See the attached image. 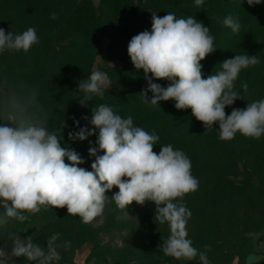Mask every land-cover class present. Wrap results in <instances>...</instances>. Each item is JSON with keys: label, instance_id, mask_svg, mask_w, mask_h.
Listing matches in <instances>:
<instances>
[{"label": "rangeland", "instance_id": "rangeland-1", "mask_svg": "<svg viewBox=\"0 0 264 264\" xmlns=\"http://www.w3.org/2000/svg\"><path fill=\"white\" fill-rule=\"evenodd\" d=\"M1 1L4 6L0 10V28L6 34H21L33 27L39 43L32 46L31 53L30 50L0 52V115L4 114L6 108L19 106L24 107L29 115L45 119L48 130L61 136V146L67 149L76 147L79 151L77 153L85 160L80 167L91 171V163L95 158L89 156L81 141L70 140L68 137L70 131H75L53 127L60 111L68 109L62 100L73 94L70 92L72 86L81 80H87L91 72L97 69L106 72L111 79L112 85L106 91L115 90L119 94L131 95L138 86L147 87L143 70L137 71L131 63L127 53L128 43L140 32L151 30L153 13L163 17L170 12L177 18H187L184 11L180 10V0H134L133 6L137 11L142 12L144 9L145 13L142 15L124 13L125 6L131 5L130 0H89L78 21H73L71 26L64 25L67 26L64 28L61 24H66V9L71 8L75 0H53L52 13H56L57 19L49 20H36L31 14L34 7L27 0ZM81 1L84 0H77ZM221 1L224 0H219V4L210 10H190L191 16L209 27V34L214 37L216 51L201 61L204 78L209 74H216L221 70L220 64L235 55H256L260 59L258 65L241 70L234 82L233 90L239 92L242 98L225 108L226 114L230 115L233 108L244 109L248 103L264 99V13L260 20L254 17L244 23L238 12L241 0H230L231 8L221 21L220 13L224 6ZM257 6L264 9V0L253 8ZM249 12L247 10L242 14L247 15ZM94 14H102L103 17L98 32L91 28L93 19L90 17ZM229 15L238 19L240 24L236 33L223 24L224 18ZM129 17H132L131 22L126 20ZM219 22L223 26L221 33L217 34L211 26ZM76 24L79 26L73 27ZM100 57L105 62H111L114 67L103 63ZM15 73H20V79L13 83ZM169 83L167 80H159L158 84L167 87ZM244 84H247V89L243 87ZM50 85L54 86L51 96L45 93ZM76 97L79 103L82 96L78 90L73 94V98ZM129 102L130 100L125 101L123 105H128ZM164 102L172 106V111H176L171 114V126L167 131H159L160 127H157L165 124L154 119L156 116L163 117L164 114L157 109L147 114L128 115L127 112L124 118L131 116L134 126L138 125L149 134L154 132L158 135L159 140L153 148L157 153L161 147L171 144L174 150L183 151L191 164L196 166L200 165L197 160L199 158L216 165L232 167L230 158L218 156L216 148L212 146L213 142L211 143L214 133L202 128V122L192 116L191 109L177 110L175 101ZM113 108L118 109L116 104ZM121 111H125V107L118 109L119 115ZM142 117L154 119V122L148 126L140 124ZM217 144L220 142L217 141ZM221 186L223 185L218 186L216 181L199 183L189 201L183 203L191 212L186 225L187 238L192 240V246L199 252L206 253L209 264H264V217L245 208L233 207L232 201L220 208L213 207L212 200L217 197L218 187ZM117 191L114 187L107 195L111 197ZM155 207L153 202H146L143 206L133 202L124 211L116 208L112 202L106 205L102 216L88 224L83 223L79 216H69L65 208H41L35 214L25 213L28 219L24 222L10 220L7 224L0 225V247H5V251L10 252V239L31 236L33 242L40 244L46 251L47 239L59 233L57 243L70 241L71 246L57 249L60 260L54 264H201L199 256L192 261L176 260L165 256L158 249L163 240L169 237L170 228L167 222L160 224L155 220ZM3 211L0 208V213ZM125 220L132 224L128 227L121 225ZM113 221L114 225L111 224ZM91 229L95 231L94 238L88 234ZM8 264L35 262H29L25 257H14Z\"/></svg>", "mask_w": 264, "mask_h": 264}, {"label": "clouds", "instance_id": "clouds-1", "mask_svg": "<svg viewBox=\"0 0 264 264\" xmlns=\"http://www.w3.org/2000/svg\"><path fill=\"white\" fill-rule=\"evenodd\" d=\"M261 2L247 0L249 6ZM203 3L195 0L197 6ZM51 18L57 19L56 13ZM223 24L234 33L240 29L238 19L231 15ZM38 43L33 27L21 34H6L0 28V52H28ZM215 51L209 27L194 16L177 18L170 12L163 17L153 13L151 30L133 36L127 46L131 63L137 71L143 70L147 81V88L140 93L145 103L155 106L173 100L177 110L191 109L206 130L218 124L221 140H231L237 132L259 139L264 135V99L248 103L244 109L233 108L230 115L225 108L242 98L233 90L241 70L258 65L260 59L256 55H235L224 60L216 74L204 78L201 61ZM102 62L114 67L111 62ZM153 79L170 83L162 87ZM111 85L106 72L93 70L87 80L78 83V90L84 93L80 105L88 106L93 96L103 98ZM243 87L247 89V84ZM91 111L90 120L84 117L91 129L80 127L74 120L79 130L68 133L70 140L84 141L98 130V147L88 149L89 156L95 158L91 171L80 167L85 160L75 150L61 146V136L48 130L45 119L29 115L19 106L6 108L0 115V208L4 209L0 225L10 220L24 222L28 219L25 213L35 214L41 208H66L69 216H79L88 224L102 216L109 203L126 211L133 202L141 206L153 202L155 220L167 222L170 228L169 237L158 249L176 260L192 261L199 256L201 264H209L206 253L199 252L187 238L190 210L175 202L198 188L187 155L171 144L155 152L158 135L134 126L131 116L122 118L108 105L100 104ZM114 187L118 191L109 197L107 193ZM59 236L55 233L47 239L46 251L31 236L10 239V252L0 247V264H8L14 257L54 264L60 260L57 249L71 246L70 241L58 244Z\"/></svg>", "mask_w": 264, "mask_h": 264}, {"label": "trees", "instance_id": "trees-1", "mask_svg": "<svg viewBox=\"0 0 264 264\" xmlns=\"http://www.w3.org/2000/svg\"><path fill=\"white\" fill-rule=\"evenodd\" d=\"M27 1L31 6L34 7V11H31V14L36 20H40L41 18L49 20V18H51V3H53V0ZM87 1L89 0H84L81 2H77V0H75V2L72 4V7L66 9V24H61L63 28L67 27L64 25L71 26L73 21H78V19L80 18L79 16L83 13L82 9H84L85 3ZM130 1L131 5L125 6L124 13H133L136 15H142L145 13L144 9L142 12L137 11V9L133 6L134 0ZM218 1L219 0H208L207 2H204L202 6H197L195 4V0H180L178 3L182 6V8L179 7L180 10L184 11V14L186 15V17H188L192 15L190 10H194L195 12H201L203 9L210 10L219 4ZM221 2L224 5L222 8V12L220 13L222 21L224 15L228 13V10H230L232 3L230 0H224ZM3 6L4 3L1 1L0 10L3 9ZM260 8L261 7L258 6L253 8V6L248 5L247 0H241L240 9L238 11L242 16L240 20L244 23L251 21L254 17L260 20L262 14L264 13V9ZM247 10L250 11L249 13H247V15L242 14ZM90 19H93L91 28L95 29V32H98L101 28L100 26L102 25V14H94L92 15V17H90ZM126 20L131 22L132 17L126 18ZM76 26H79V24L73 25V27L75 28ZM222 26L223 25L219 22L216 25H212L211 29L218 34L221 33ZM32 50L33 49L31 48L29 52L31 53ZM28 57H30V55L26 56V59ZM92 61L93 59L90 60V63H92ZM14 75L15 76L13 79V83H16L20 79V73H15ZM153 82L159 83V80L153 79ZM53 87L54 86L51 85L48 86L47 91H43V93L45 92L46 94H49V96H51ZM71 88L72 89H70V92L72 91L73 94L77 93L78 84L72 86ZM146 88L147 87L138 86L137 89L133 90V93L131 95L119 94V92H116L115 90L105 91L103 98L93 96L92 100L88 102V106H81L80 103H78L77 97L76 99H74L73 94L68 95L62 100L63 104H67L65 105V107H67L68 109H63L65 111H60L58 119L54 120L53 127L58 130L70 128L73 131H78L79 128L74 124V120H76L79 121L80 127L87 126L89 129H91L92 125L88 123V120H90L92 115L91 109L97 107L98 105H100V102H102V104L108 105L112 108L114 104H116L118 109H120L121 107H125V111H121L120 116L122 118H124V114H126L127 112L128 115L138 113L147 114L152 110L157 109L158 112H162L164 114L163 117L156 116L154 119H157V121L159 120V122L165 123L160 124L157 127H160L159 131H167V129L171 126V124L169 123L171 114L176 113V111H172V106L165 103L164 101H161L160 105H157V107H153L145 103L140 93ZM78 93H80L83 98L84 93L79 90ZM105 95L108 96L105 98ZM148 97H152L151 92H148ZM127 100H130L129 104L123 105V102ZM135 102L137 104H135ZM43 108H41V110ZM118 109L114 110L113 108L116 114H118ZM84 117H87L88 120L84 119ZM154 119L142 117L140 118V124H145L148 126L154 122ZM135 126L138 127V125ZM202 128L205 131L214 133L211 143L213 142L212 146L216 148L218 156L230 158L232 161V167L231 165L230 167H227V165H216L211 161H208L206 159L200 160L199 158H197L198 163L200 161L199 166L191 164L192 175L198 180V184H202L204 181H216L218 186L220 184L223 185L221 187H218L217 197L212 200V202L214 203V205L212 206L220 208L228 205L227 202L232 201L233 207L245 208L248 211L254 212L255 214H259L264 217V136L260 137L259 139L252 138L250 140H247L245 136L241 135L240 133H236L235 137L231 140H221L218 135V124L214 125L211 129L206 130L204 126ZM97 136L93 135L90 136L87 140L81 141L83 145H85V148L87 150L90 147H98V145L96 144ZM217 141H219L220 144H217ZM75 146L78 145L75 144ZM72 150L79 152L76 147L72 148ZM84 152L87 151L85 150ZM193 192H189L188 194H186L178 203H187ZM111 224L114 225L115 221H113ZM131 224V221L125 220L121 225L128 227ZM88 234L91 238L95 237V231L93 229H91Z\"/></svg>", "mask_w": 264, "mask_h": 264}]
</instances>
